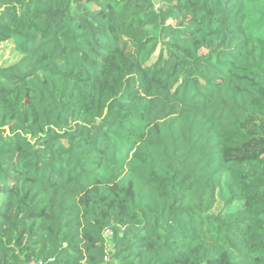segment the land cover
<instances>
[{
	"label": "trees",
	"instance_id": "16d2710c",
	"mask_svg": "<svg viewBox=\"0 0 264 264\" xmlns=\"http://www.w3.org/2000/svg\"><path fill=\"white\" fill-rule=\"evenodd\" d=\"M7 40L0 264H264V0H0Z\"/></svg>",
	"mask_w": 264,
	"mask_h": 264
},
{
	"label": "rangeland",
	"instance_id": "374dc122",
	"mask_svg": "<svg viewBox=\"0 0 264 264\" xmlns=\"http://www.w3.org/2000/svg\"><path fill=\"white\" fill-rule=\"evenodd\" d=\"M19 59L20 55L15 50L14 42L12 40L4 41L0 46V67L14 63Z\"/></svg>",
	"mask_w": 264,
	"mask_h": 264
},
{
	"label": "built area",
	"instance_id": "2783aa9c",
	"mask_svg": "<svg viewBox=\"0 0 264 264\" xmlns=\"http://www.w3.org/2000/svg\"><path fill=\"white\" fill-rule=\"evenodd\" d=\"M1 199H2V195H1V192H0V201H1ZM107 234L110 235L111 234L110 231H107Z\"/></svg>",
	"mask_w": 264,
	"mask_h": 264
}]
</instances>
